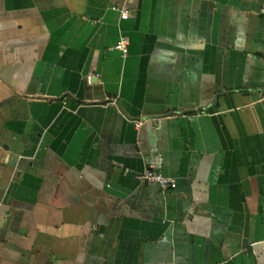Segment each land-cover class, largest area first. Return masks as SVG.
I'll use <instances>...</instances> for the list:
<instances>
[{
	"label": "crops",
	"instance_id": "0c3cea01",
	"mask_svg": "<svg viewBox=\"0 0 264 264\" xmlns=\"http://www.w3.org/2000/svg\"><path fill=\"white\" fill-rule=\"evenodd\" d=\"M0 264H264V0H0Z\"/></svg>",
	"mask_w": 264,
	"mask_h": 264
},
{
	"label": "built area",
	"instance_id": "2783aa9c",
	"mask_svg": "<svg viewBox=\"0 0 264 264\" xmlns=\"http://www.w3.org/2000/svg\"><path fill=\"white\" fill-rule=\"evenodd\" d=\"M128 17H130L129 11L127 10L121 11L122 19H127ZM128 44H129V40L124 38L116 46V48L122 50L124 55H126L128 52ZM138 178L140 180H145L151 183L159 184L164 190L175 188L177 186V181L174 178L164 176L161 172L152 169L147 170L144 174L140 175Z\"/></svg>",
	"mask_w": 264,
	"mask_h": 264
}]
</instances>
